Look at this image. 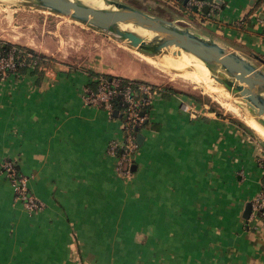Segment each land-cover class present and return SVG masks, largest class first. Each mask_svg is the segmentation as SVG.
Segmentation results:
<instances>
[{"label": "crops", "instance_id": "crops-1", "mask_svg": "<svg viewBox=\"0 0 264 264\" xmlns=\"http://www.w3.org/2000/svg\"><path fill=\"white\" fill-rule=\"evenodd\" d=\"M207 1L218 6L212 15L143 3L177 10L172 21L264 71V0ZM40 70L0 81V264H264V229L244 217L264 166L234 123L188 95L159 93L125 176L108 151L125 142L123 120L83 99L99 76ZM8 160L28 177L37 212L16 198Z\"/></svg>", "mask_w": 264, "mask_h": 264}, {"label": "rangeland", "instance_id": "rangeland-1", "mask_svg": "<svg viewBox=\"0 0 264 264\" xmlns=\"http://www.w3.org/2000/svg\"><path fill=\"white\" fill-rule=\"evenodd\" d=\"M3 1L0 0V43L15 45L26 52H35L42 58L41 60L59 67L78 68L97 74L99 77L111 75V77L139 79L153 88H160L158 93L170 90L191 95L194 100L210 106L222 118L234 123L241 135L249 136V139L255 142L254 150L264 166V140L248 121L239 117L231 106L227 92L219 89L210 80L205 77H192L168 57L165 61L169 60L172 68L181 72L173 78L159 69L158 58L157 61L151 62L145 53L132 47L127 40L111 31L99 29L70 16L60 15L29 0H25L26 3L23 4ZM117 1L151 15L164 16L167 20L172 21L171 17H177L175 14L177 10L164 8L161 4L148 5L143 3L144 0ZM176 24L188 28L183 23ZM190 28L194 32L198 31L196 26ZM252 60L260 64L258 60ZM244 106L246 105L241 103L242 111L245 110ZM259 148L262 149V155L261 152L258 155ZM3 169L2 165V171Z\"/></svg>", "mask_w": 264, "mask_h": 264}, {"label": "water", "instance_id": "water-1", "mask_svg": "<svg viewBox=\"0 0 264 264\" xmlns=\"http://www.w3.org/2000/svg\"><path fill=\"white\" fill-rule=\"evenodd\" d=\"M32 2L60 15L70 16L99 29L111 31L146 55L157 56L173 50L175 54L185 51L198 57L209 69L211 76L232 96L244 103L264 125V71L215 39L117 0H104L109 8H98L84 0ZM122 24H133L137 28L149 30L155 37L144 38L136 31L122 29ZM143 140L144 136L138 133V144L141 145ZM135 168L134 164L133 170ZM251 212L252 203L248 202L244 209V217L249 219Z\"/></svg>", "mask_w": 264, "mask_h": 264}, {"label": "built area", "instance_id": "built-area-1", "mask_svg": "<svg viewBox=\"0 0 264 264\" xmlns=\"http://www.w3.org/2000/svg\"><path fill=\"white\" fill-rule=\"evenodd\" d=\"M175 7L180 4L191 9H202L209 6L208 15H212L218 8L214 2L207 0H170ZM40 57L32 52H26L15 45L5 46L0 43V81L9 77L18 76L23 68L35 69L39 65ZM96 87L88 85L84 89L83 99L85 104L98 106L105 109L111 116L116 108V101L121 100L123 109L120 113L126 116L124 121L125 142L119 145L112 142L108 151L111 155L117 156L118 171L120 174L129 176L132 173L133 155L139 147L136 130L141 128L148 118L144 112L150 108L152 101L158 95L160 88L156 89L146 83H134L131 79L123 77H99ZM183 110L190 116L195 117L197 110L191 105H182ZM121 150V152H120ZM15 166V167H14ZM4 173L11 180L16 198L23 201L25 206L33 213L42 208V205L30 193L28 189V177L17 173L16 163L12 160L4 162ZM252 212L250 220L257 228L264 229V182L258 195L252 200Z\"/></svg>", "mask_w": 264, "mask_h": 264}, {"label": "bare ground", "instance_id": "bare-ground-1", "mask_svg": "<svg viewBox=\"0 0 264 264\" xmlns=\"http://www.w3.org/2000/svg\"><path fill=\"white\" fill-rule=\"evenodd\" d=\"M8 1H12V2H15V3H22V4L26 3L25 0H4L3 2H7L8 3ZM29 1H33V0H29ZM84 1L88 2L91 5L96 6L98 8H109V6H107L105 4L104 0H84ZM121 28L122 29H130V30L136 31V32L140 33L144 38L151 39V38L155 37V34L153 32H151L149 30L142 29V28H137L133 24H122ZM147 56L149 58L148 60H150L151 62L158 58V60H160L159 69L161 71L171 75L173 78H175L176 75H180L181 72H179V70H175L174 68H172L171 64H169V60H168V62L165 61V58H168V57L170 59H173L172 61L175 64H177L179 67H181L183 70H185V72L191 74L192 77L193 76H195V77H205V79H208L211 82H213L217 87H219V89L225 90L227 92L228 98L230 99L231 106L238 113L239 117H241L242 120L248 121L250 123V126L253 127L259 133L261 138L264 140V125L258 120V118L252 113V111L247 106H244L245 110L242 111V109L240 108V105H241L242 102L240 100H238L237 98H235L234 96H232V94L229 91H227L224 88L223 85L219 84L211 76L209 69L206 67V65L203 63V61L200 60L198 57H196V56H194V55H192L190 53H187L185 51H181L180 54H175V53H173V50H170L167 53H163V54L157 55V56H150V55H147ZM183 80H185V79H183Z\"/></svg>", "mask_w": 264, "mask_h": 264}, {"label": "trees", "instance_id": "trees-1", "mask_svg": "<svg viewBox=\"0 0 264 264\" xmlns=\"http://www.w3.org/2000/svg\"><path fill=\"white\" fill-rule=\"evenodd\" d=\"M184 4V3H183ZM182 4V5H183ZM5 46H9L10 44H8V43H3ZM34 53V55H36L37 57H40L37 53H35V52H33ZM42 58L40 57V60H39V65L35 68V69H28V68H23L22 70H21V72L22 71H33L32 73H35V72H37V71H41L40 69H42V67L43 66H46V65H48V62H46V60H41ZM43 59H46V58H43ZM20 72V73H21ZM94 74V73H93ZM109 78H111V75H107ZM134 83H142L143 81L142 80H139V79H131ZM97 82V81H96ZM92 83V84H90V85H92L93 86V84H96L97 85V83ZM93 87H96V86H93ZM173 92V91H172ZM189 97H192L191 95H189ZM194 98V97H193ZM124 108V106H122V104H121V100H117L116 101V108H115V111H114V114L112 115V117H116V118H120L121 120H123V122L126 120V116L124 115V114H121L120 113V111H121V109H123ZM149 107L148 108H145L144 109V112L148 115L149 114ZM148 124H149V120H148V118L145 120V122L143 123V125H142V127H146V126H148ZM246 126V125H245ZM249 128V127H248ZM139 129L140 128H138V130H136V133L138 134L139 133ZM16 170H17V173H21L22 174V172H21V170L19 169V167L16 165ZM16 194V193H15ZM23 202V201H22Z\"/></svg>", "mask_w": 264, "mask_h": 264}]
</instances>
